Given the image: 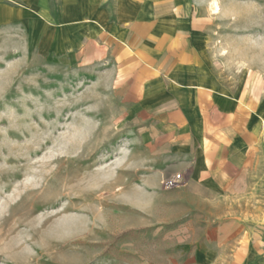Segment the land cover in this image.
Returning <instances> with one entry per match:
<instances>
[{"label": "rangeland", "instance_id": "rangeland-1", "mask_svg": "<svg viewBox=\"0 0 264 264\" xmlns=\"http://www.w3.org/2000/svg\"><path fill=\"white\" fill-rule=\"evenodd\" d=\"M208 1L213 53L263 109L264 0H219L217 16ZM31 39L0 25V264L181 263L194 219L177 197L185 181L166 189L175 174L158 196L144 192L166 162L144 155L105 79Z\"/></svg>", "mask_w": 264, "mask_h": 264}, {"label": "crops", "instance_id": "crops-1", "mask_svg": "<svg viewBox=\"0 0 264 264\" xmlns=\"http://www.w3.org/2000/svg\"><path fill=\"white\" fill-rule=\"evenodd\" d=\"M205 1L0 0V25L20 24L46 56L105 79L144 155L166 162L144 192L182 174L177 197L194 219L170 264H264V108L213 53ZM208 2L217 16L219 0Z\"/></svg>", "mask_w": 264, "mask_h": 264}, {"label": "built area", "instance_id": "built-area-1", "mask_svg": "<svg viewBox=\"0 0 264 264\" xmlns=\"http://www.w3.org/2000/svg\"><path fill=\"white\" fill-rule=\"evenodd\" d=\"M184 181L185 179H183L182 174H177L174 178L165 181L164 187L168 190H173L175 188L181 187L184 184Z\"/></svg>", "mask_w": 264, "mask_h": 264}, {"label": "bare ground", "instance_id": "bare-ground-1", "mask_svg": "<svg viewBox=\"0 0 264 264\" xmlns=\"http://www.w3.org/2000/svg\"><path fill=\"white\" fill-rule=\"evenodd\" d=\"M212 8H213V12L215 13V14H217V13H219L220 11H221V8L219 7V5H218V3L216 2H214L213 4H212Z\"/></svg>", "mask_w": 264, "mask_h": 264}]
</instances>
